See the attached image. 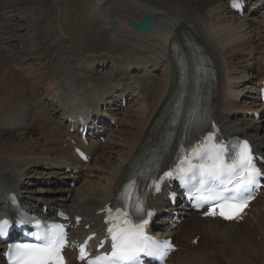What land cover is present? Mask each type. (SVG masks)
I'll list each match as a JSON object with an SVG mask.
<instances>
[{
    "label": "bare ground",
    "instance_id": "1",
    "mask_svg": "<svg viewBox=\"0 0 264 264\" xmlns=\"http://www.w3.org/2000/svg\"><path fill=\"white\" fill-rule=\"evenodd\" d=\"M73 4L80 9L68 22ZM61 5L60 33L52 56L45 54L36 39L42 20L35 14L34 25H39L31 32V54L17 62L9 61L14 51L8 45L17 39L4 38L9 26L0 29V126L7 134L18 132L10 140H0V198L12 190L34 207L44 202L73 214L97 212L136 150L150 113L166 96L170 82L167 48L182 21L201 36L215 59L225 128L244 133L264 150V128L258 133L260 121L245 115L263 111L256 86L264 73V18L236 17L222 0H64ZM0 9H5L0 10V20H9L17 11L6 6ZM148 12L156 15L157 25L140 35L130 23H139ZM107 64L111 66L107 70L96 71V66ZM129 80L142 87V101L129 104L123 113L115 106L109 108V116L119 127L111 130L106 143L97 142L88 150L93 156L89 164L74 165L70 146L62 145L68 129L51 117L46 105L56 104L58 110L64 103L90 108L109 105L112 85ZM66 168L80 175L71 176ZM61 173L62 183L78 180L79 184L50 191L33 183L44 187L42 183L57 182ZM242 225L188 215L164 236L178 235L185 247L193 239L189 235H203L208 246L174 257L172 264H264V205H255ZM67 255L71 260V253ZM0 264H4L1 253Z\"/></svg>",
    "mask_w": 264,
    "mask_h": 264
},
{
    "label": "snow or ice",
    "instance_id": "2",
    "mask_svg": "<svg viewBox=\"0 0 264 264\" xmlns=\"http://www.w3.org/2000/svg\"><path fill=\"white\" fill-rule=\"evenodd\" d=\"M240 0H234L233 6H239ZM225 146L220 145L215 134H209L201 141L200 145L191 149V154L180 158L179 165L187 163L188 168L178 166L177 172L183 173L195 169L199 172L202 188L205 185L215 184L220 187V194H214L212 189H207L208 195L199 197L203 204L208 205L205 215H220L224 219L232 220L240 216L248 205L251 189L257 185L264 171L257 167L256 159L251 146L247 141L239 142L233 149L230 162L225 159ZM192 157L200 161L193 165ZM173 172L165 173V176H173ZM157 190L159 186L157 185ZM223 193H230L224 195ZM127 193L125 200H127ZM139 199V198H137ZM124 211L116 209V217L112 218L113 209H108L110 218L107 229L111 236V253L102 254L88 261V264H137L141 253L156 255L161 251L160 242L151 241L144 233L148 219L133 223L132 215L127 210L128 205H122ZM136 214L145 212L144 204L138 203L132 208ZM151 217L153 213L147 211ZM23 222V221H21ZM7 221L0 223V234L4 233ZM36 243L16 244L7 253L10 264H64L62 249L65 245L63 226L56 225L42 234H34ZM85 258L84 249H81V259Z\"/></svg>",
    "mask_w": 264,
    "mask_h": 264
},
{
    "label": "rangeland",
    "instance_id": "3",
    "mask_svg": "<svg viewBox=\"0 0 264 264\" xmlns=\"http://www.w3.org/2000/svg\"><path fill=\"white\" fill-rule=\"evenodd\" d=\"M62 2L64 3V0H0V7L1 6L12 7L17 10L16 11L17 13H15L14 14L15 16L13 17L15 18L14 20L12 19L11 21L10 19L0 20V29L9 26L6 29L8 33L6 32L5 34L6 37L4 38L10 40L13 36V38L17 39V41L13 40L12 42L8 43L9 48L14 51L11 60H9L10 62L12 61L17 62L20 58L23 57V55L29 56L31 54V53L29 54V52L32 49V46L34 45L32 42L34 38L31 36L32 34L31 32L33 30V26L35 27L39 25V24L34 25L35 23L33 20L34 17L33 14H35L37 19L40 17L38 20L40 21L42 20V24L39 25L40 28L38 29V31L40 30V33L36 38L40 42L42 47L40 45L38 46H40V48L43 49L46 55L52 56L54 54L56 48L55 40L59 35L58 33H60L59 32L60 30L58 28V23L62 16L61 15L62 9H60L62 7L61 5ZM73 5L75 6L72 10L73 13L71 11L72 14L66 17L68 19L64 18V20L66 19L68 22H71L69 21L71 19L70 16L72 15L74 17L77 9H80L75 4ZM0 10H5V9H0ZM41 34H43V36L41 40H39L38 38L41 37ZM69 34H71V32H69ZM52 43H54L53 51L51 54H49L51 49L50 48L47 49V44L51 45ZM46 49L47 51H45ZM67 49L68 48H66V50ZM43 51L42 53L44 54ZM17 133L18 132L14 130L10 134H7L5 127L0 126V140H10L13 136L17 135ZM37 182L38 181L33 183H36V185H39L40 188L45 190L55 191V190H59L58 188H62L60 186L41 187V184H37ZM51 194L53 195L54 193Z\"/></svg>",
    "mask_w": 264,
    "mask_h": 264
},
{
    "label": "water",
    "instance_id": "4",
    "mask_svg": "<svg viewBox=\"0 0 264 264\" xmlns=\"http://www.w3.org/2000/svg\"><path fill=\"white\" fill-rule=\"evenodd\" d=\"M155 16L151 13H148L143 18L142 22L139 25H136V28L140 30L147 31L154 25Z\"/></svg>",
    "mask_w": 264,
    "mask_h": 264
}]
</instances>
